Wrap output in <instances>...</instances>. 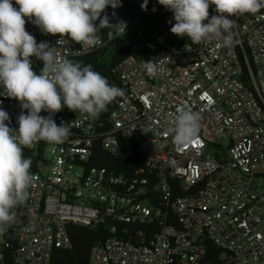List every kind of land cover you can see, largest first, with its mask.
Listing matches in <instances>:
<instances>
[{"label": "built area", "instance_id": "2783aa9c", "mask_svg": "<svg viewBox=\"0 0 264 264\" xmlns=\"http://www.w3.org/2000/svg\"><path fill=\"white\" fill-rule=\"evenodd\" d=\"M25 19L29 33L46 35ZM232 19L231 47L212 41L156 50L148 43L146 52L119 63L117 87L125 96L97 119L67 108L54 115L70 134L58 145L23 148L34 180L15 223L0 235V260L11 252L14 264H50L55 247H72L70 225L108 222L112 230L130 224L136 237H108L92 247L88 264H204L208 243L222 250L223 264H264V190L253 188L264 180V8ZM102 29L94 48L58 35L48 43L71 59L104 47L114 34ZM30 59L39 72L42 61ZM150 60L151 72L144 67ZM0 108L18 129L27 110L3 86ZM178 108L200 114L198 134L185 145L169 132ZM219 136L228 138L226 147ZM123 137L135 144L140 173L92 163L95 142L117 156ZM154 220L159 228L148 241L142 224Z\"/></svg>", "mask_w": 264, "mask_h": 264}, {"label": "clouds", "instance_id": "9594fccd", "mask_svg": "<svg viewBox=\"0 0 264 264\" xmlns=\"http://www.w3.org/2000/svg\"><path fill=\"white\" fill-rule=\"evenodd\" d=\"M157 2L173 13V35L188 37L193 44L218 41V46L224 47L234 44L233 17L254 15L264 8V0ZM147 4L144 0L141 8L147 10ZM15 5L18 7L13 0H0V86L27 114L21 111L18 129H13L5 123L10 122L9 114L0 108V235L15 223V209L30 196L32 160L23 155V148L39 141L63 143L70 127L64 121L58 125L53 117L64 108L86 119H97L117 97L125 96L123 88L110 84L90 64L60 56L57 47L48 42L38 43L26 30L25 19L44 34L68 37L76 44L94 48L100 44L102 27L114 29L116 36L125 34L126 23H110L105 14L109 6L121 7V0H15ZM210 6H214L215 15L210 16ZM32 57L42 61L39 72L33 68ZM144 67L151 72L154 60L144 62ZM42 111L48 115H41ZM199 121L198 112L178 108L169 129L174 143H191L198 134Z\"/></svg>", "mask_w": 264, "mask_h": 264}, {"label": "trees", "instance_id": "16d2710c", "mask_svg": "<svg viewBox=\"0 0 264 264\" xmlns=\"http://www.w3.org/2000/svg\"><path fill=\"white\" fill-rule=\"evenodd\" d=\"M143 2L144 0H121V7L113 9L109 6L105 14L108 15L110 23H118L120 20L126 23L123 37L116 36L115 30L112 29L114 35L104 47L71 59L82 61L85 65L90 64L95 71L106 77L110 84L118 86V65L128 54L133 52L134 46H139L140 52H146L148 43L154 45L156 50H167L172 46L181 47L187 44L195 45L188 37L180 38L171 33V26L175 23L172 12L159 5L157 0H148L147 10H143L141 8ZM113 13H115L114 16ZM209 13L210 16L216 14L214 6H210ZM243 16L237 15L235 18L240 21ZM107 29L109 28L105 27L101 30L104 35ZM34 37L39 43L49 42L55 36L46 34L34 35ZM93 146L96 153L95 160L92 161L93 164L106 166L113 172L127 176L140 173L143 168L134 142L127 137L121 138L122 150L117 156L105 151L99 142H95ZM147 189H151V187L147 186ZM142 227L148 241L154 240L159 228L158 222L154 220L144 223ZM69 233L72 247L69 249L55 247L50 264H88L92 247L102 243L108 237L113 235L127 239L136 237L130 224H124L119 229L112 230L108 222L101 223L94 228L70 225ZM221 254L222 250L219 247L208 243L204 264H223ZM0 264H14L11 252L6 253V257L0 260Z\"/></svg>", "mask_w": 264, "mask_h": 264}, {"label": "rangeland", "instance_id": "374dc122", "mask_svg": "<svg viewBox=\"0 0 264 264\" xmlns=\"http://www.w3.org/2000/svg\"><path fill=\"white\" fill-rule=\"evenodd\" d=\"M133 52L136 53V54H139L140 53V48L139 46H134L133 47ZM217 141H219V143H221L224 147H226L228 145V138L225 137V136H219L217 138ZM209 151H214V146L210 147L208 149ZM253 188L255 190H258V191H262L264 190V180L263 179H258L256 180L254 183H253Z\"/></svg>", "mask_w": 264, "mask_h": 264}]
</instances>
